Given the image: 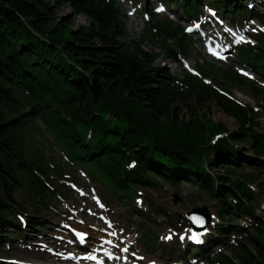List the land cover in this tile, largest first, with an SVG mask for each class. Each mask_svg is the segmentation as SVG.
Instances as JSON below:
<instances>
[{
    "label": "trees",
    "instance_id": "obj_1",
    "mask_svg": "<svg viewBox=\"0 0 264 264\" xmlns=\"http://www.w3.org/2000/svg\"><path fill=\"white\" fill-rule=\"evenodd\" d=\"M65 5L71 7L73 17L82 13L90 24L72 29L71 17L57 15V9ZM117 17L89 5V0H0V219L11 207L16 193L13 183L20 182L14 173L16 163L25 166L30 160L20 131L25 128L22 106L31 105V100L19 96L16 84L36 91L45 104L62 107L81 123L57 121L75 149L86 156L91 154L84 128L93 126L98 165L118 185H124L120 177L125 169L118 160L127 161L128 153L121 149L126 147L142 173L193 178L213 196L229 192L228 187H217L215 180L234 182L231 178L223 174L212 178L197 163L200 145L226 130L222 123L211 124L205 113L196 111L211 103L239 126L231 139L243 145L244 152L260 156L261 143L243 127L247 121L243 109H232L203 90L193 91L186 101L169 100L161 87L166 72H152L155 56L141 50L140 44L126 49ZM161 48L168 50L164 44ZM226 77L247 87L253 97L264 99V91L234 73ZM178 103L187 109V119ZM106 113L114 120L106 118ZM240 162L237 151L223 142L209 167ZM249 243L254 253L245 248L235 256L242 264H264V232L259 229Z\"/></svg>",
    "mask_w": 264,
    "mask_h": 264
},
{
    "label": "rangeland",
    "instance_id": "obj_2",
    "mask_svg": "<svg viewBox=\"0 0 264 264\" xmlns=\"http://www.w3.org/2000/svg\"><path fill=\"white\" fill-rule=\"evenodd\" d=\"M57 15L59 17H64V16L71 17L73 20V25L71 27L72 29H76L79 26H88L90 24V22L82 15L73 17V13H72L70 7L67 5L62 6L59 9H57ZM124 27L127 29L128 33L130 35L128 39L136 40L139 37L141 30L131 33V23L130 22L126 23L124 25ZM143 46H144V49H146L148 51H150V50L157 51V48L154 45L148 43L147 41H145V43H143ZM159 64H160V62H159ZM168 69H170L171 72L177 74V71H175L173 68H168ZM230 90H231L232 95L236 99L243 101L245 103H252V102L254 103V101L251 98V96L249 95V91L247 89L234 86V87H231ZM180 107L182 108L181 114H183V117L187 119L188 118L187 109H185L181 105H180ZM196 111L198 112V114L205 113L208 120H210L213 123H223L229 131H234L236 129V125L233 122V120L228 118L227 116H225L213 104H207L202 109L197 108ZM44 133H45V136H49V132H47L46 130H44ZM180 188L182 189V192H183L181 194L182 199L180 201V202H182V205L179 206L177 209H184V208L190 206L192 203L203 204L204 197L198 196L194 188H192L188 185H183ZM173 191L174 190L170 189L167 185L161 184V186L158 188V190L152 194L153 195L152 198L155 200V202H157L163 208L169 209V210H174L175 206L171 202V195H172ZM262 206H264V203L261 204V207ZM260 209L261 208L258 209V212H260ZM127 214L129 216H132L134 214V211L129 210L127 212ZM143 226H146V224Z\"/></svg>",
    "mask_w": 264,
    "mask_h": 264
},
{
    "label": "snow or ice",
    "instance_id": "obj_3",
    "mask_svg": "<svg viewBox=\"0 0 264 264\" xmlns=\"http://www.w3.org/2000/svg\"><path fill=\"white\" fill-rule=\"evenodd\" d=\"M157 10L158 11H163L164 9H163V7H161L159 9H157ZM209 11H211V9ZM187 30L191 31V29H187ZM241 39H243V37H241ZM245 75H248V74L245 73ZM132 166H134V164L133 165H129V167H132ZM77 236H79L81 239H83L84 236H85V233L77 232ZM168 238H170V237H168ZM181 239H183V237H181ZM192 239H198V234H193ZM124 251H127V249L125 248ZM150 264H155V262H150Z\"/></svg>",
    "mask_w": 264,
    "mask_h": 264
},
{
    "label": "bare ground",
    "instance_id": "obj_4",
    "mask_svg": "<svg viewBox=\"0 0 264 264\" xmlns=\"http://www.w3.org/2000/svg\"><path fill=\"white\" fill-rule=\"evenodd\" d=\"M225 116H227L225 113H223Z\"/></svg>",
    "mask_w": 264,
    "mask_h": 264
}]
</instances>
